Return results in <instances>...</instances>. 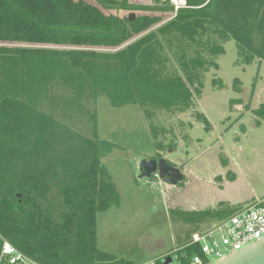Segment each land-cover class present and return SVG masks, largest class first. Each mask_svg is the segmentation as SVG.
<instances>
[{
    "label": "trees",
    "instance_id": "trees-1",
    "mask_svg": "<svg viewBox=\"0 0 264 264\" xmlns=\"http://www.w3.org/2000/svg\"><path fill=\"white\" fill-rule=\"evenodd\" d=\"M92 1L0 0V43L54 47L0 46V251L6 241L37 264H132L97 249V215L120 201L101 163L119 147L97 138L98 98L137 105L147 118L150 109L183 113L226 42L243 65L264 62V0H187L155 29L161 19L152 13L168 8ZM101 10L141 14L129 21ZM253 114L264 118V104ZM240 210L170 214L193 229L184 246L199 225ZM183 252L199 249L175 255Z\"/></svg>",
    "mask_w": 264,
    "mask_h": 264
},
{
    "label": "rangeland",
    "instance_id": "rangeland-1",
    "mask_svg": "<svg viewBox=\"0 0 264 264\" xmlns=\"http://www.w3.org/2000/svg\"><path fill=\"white\" fill-rule=\"evenodd\" d=\"M81 1L97 6L92 0ZM101 11L121 18L129 12ZM153 15L161 21L152 29L171 20L166 13ZM223 49L215 59L218 69L199 74L201 94H194L186 112L150 109L147 118L137 105L115 108L105 97L95 102L97 138L119 147L101 158L120 201L97 215L99 251L132 264H160L163 255L183 247L187 232L193 230L174 222L171 210L198 212L264 197V118L253 114L264 104V62L255 59L243 65L233 41ZM197 114L206 118L207 128ZM83 133L88 134L85 128ZM159 157L180 169L181 185L169 186L156 176L139 179L140 162ZM51 196L60 206L58 196ZM211 226L199 225L193 233Z\"/></svg>",
    "mask_w": 264,
    "mask_h": 264
},
{
    "label": "built area",
    "instance_id": "built-area-1",
    "mask_svg": "<svg viewBox=\"0 0 264 264\" xmlns=\"http://www.w3.org/2000/svg\"><path fill=\"white\" fill-rule=\"evenodd\" d=\"M116 2L126 1L130 5L141 7H160L168 10H159L154 13L169 14L175 18L182 9H187V0H113ZM132 12V11H129ZM128 12V13H129ZM134 12V11H133ZM141 12V11H137ZM136 13V12H135ZM153 14V13H152ZM264 236V197L255 201L250 206L241 209L227 220L219 222L203 232L194 233L187 244L179 250L197 246L198 254L188 255L183 252L168 264H213L224 259L227 255L239 252L250 243L260 240ZM163 255L160 258L175 255ZM209 260H213L210 263ZM174 262V263H173ZM0 264H37L28 259L8 242L4 241L0 251ZM141 264H157L148 261Z\"/></svg>",
    "mask_w": 264,
    "mask_h": 264
},
{
    "label": "water",
    "instance_id": "water-1",
    "mask_svg": "<svg viewBox=\"0 0 264 264\" xmlns=\"http://www.w3.org/2000/svg\"><path fill=\"white\" fill-rule=\"evenodd\" d=\"M127 16L129 21H132L136 17V13L132 11ZM152 176L158 177L165 184L173 187L183 182V174L180 169L170 165L163 158L140 162L139 179H150ZM174 259H176V255L167 256L161 259V264H168ZM213 264H264V236L260 240L250 243L243 250L231 253Z\"/></svg>",
    "mask_w": 264,
    "mask_h": 264
},
{
    "label": "crops",
    "instance_id": "crops-1",
    "mask_svg": "<svg viewBox=\"0 0 264 264\" xmlns=\"http://www.w3.org/2000/svg\"><path fill=\"white\" fill-rule=\"evenodd\" d=\"M139 14H141V12H138V13H136V15H139ZM149 14V13H148ZM150 15H151V13H150ZM153 15V14H152ZM120 17V16H119ZM255 201H257V200H251V201H248V202H246V203H244V204H236V205H231V204H227V205H229V206H239L241 209H244V208H246V207H248V206H250L251 204H253V203H255ZM222 204H225V203H222ZM220 205V204H219ZM218 205V206H219ZM218 206L216 207V208H218ZM216 208H209V209H216Z\"/></svg>",
    "mask_w": 264,
    "mask_h": 264
},
{
    "label": "flooded vegetation",
    "instance_id": "flooded-vegetation-1",
    "mask_svg": "<svg viewBox=\"0 0 264 264\" xmlns=\"http://www.w3.org/2000/svg\"><path fill=\"white\" fill-rule=\"evenodd\" d=\"M158 160V159H157Z\"/></svg>",
    "mask_w": 264,
    "mask_h": 264
}]
</instances>
